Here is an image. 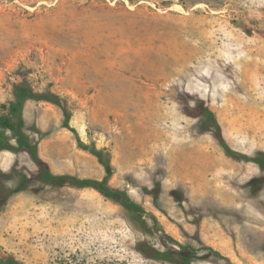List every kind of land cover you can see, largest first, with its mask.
<instances>
[{
    "label": "rangeland",
    "instance_id": "obj_1",
    "mask_svg": "<svg viewBox=\"0 0 264 264\" xmlns=\"http://www.w3.org/2000/svg\"><path fill=\"white\" fill-rule=\"evenodd\" d=\"M258 63L264 0H0V111L23 76L66 99L76 134L56 104H25L42 158L54 172L101 178L77 136L107 147L110 183L145 209L92 188L31 183L0 198V264H264V171L228 157L185 112L203 98L234 149L264 157ZM32 169L27 155L1 150L0 197ZM163 240L186 256L139 249L165 250Z\"/></svg>",
    "mask_w": 264,
    "mask_h": 264
},
{
    "label": "trees",
    "instance_id": "obj_2",
    "mask_svg": "<svg viewBox=\"0 0 264 264\" xmlns=\"http://www.w3.org/2000/svg\"><path fill=\"white\" fill-rule=\"evenodd\" d=\"M245 31L251 33L250 28H245ZM13 99L8 104L2 105V111H0V151L9 150L14 153H22L27 155L29 161L33 165V169L30 176L23 175L19 184L14 188L6 189V194L0 198L4 199L11 195L13 192L25 188L31 183H45L49 185H70L77 188H92L97 190L103 196L111 199L117 203L122 204L129 210L142 214L145 212L144 207L131 198L127 189L113 186L110 183V179L114 173V165L112 162L111 151L107 147L98 148L94 143L87 144L79 136H77V143L80 147L89 150L100 162L104 168V175L101 178L92 176H80L76 173L54 172L47 162L42 158L40 154L39 139L34 137L30 130H33L39 135H43L41 130L36 126L29 131L26 126V120L24 118V107L27 101H48L59 106L62 110L63 119L62 126L70 129L73 133H77V129L71 124V117L73 111L68 105L66 99L62 98L57 93L50 89L45 91H36L32 85L23 76L18 82L14 84ZM185 112L193 117L199 119L198 127L201 132H209L218 141L219 145L224 150L225 154L235 160H245L256 162L260 168L264 171V157L262 152H259L256 156H250L242 151L234 149L227 141L223 134L221 123L215 113V111L207 104L203 98H196L195 104L192 108L185 109ZM11 133L9 135L8 133ZM6 173L0 170V186H3V177H6ZM4 187H2L3 189ZM162 189V183L158 181L152 190L155 203L158 201ZM153 221L157 224V219L152 216ZM172 239V238H171ZM174 241V240H173ZM165 250L141 243L139 249L146 255L162 260L175 261L176 255L186 256L182 252V246L175 241V245H169L163 240ZM202 248L210 249L215 252L219 258L225 259L228 263H231L230 258L224 256L220 251L215 250L211 246L204 245ZM195 250V248H193ZM2 262L5 263L3 260ZM5 264H21L14 258H8Z\"/></svg>",
    "mask_w": 264,
    "mask_h": 264
},
{
    "label": "bare ground",
    "instance_id": "obj_3",
    "mask_svg": "<svg viewBox=\"0 0 264 264\" xmlns=\"http://www.w3.org/2000/svg\"><path fill=\"white\" fill-rule=\"evenodd\" d=\"M251 59V58H250ZM252 59H254V58H252ZM260 60V59H259ZM251 61V60H250ZM255 62V61H254ZM243 63H244V61H243ZM246 64H248V63H246ZM249 65V64H248ZM248 65H246V66H248ZM251 65V64H250ZM251 66H253V65H251ZM256 66V65H255ZM257 67H260L261 68V70L262 69H264V65L263 64H260V63H258V66ZM259 109V108H258ZM259 111V110H258Z\"/></svg>",
    "mask_w": 264,
    "mask_h": 264
}]
</instances>
